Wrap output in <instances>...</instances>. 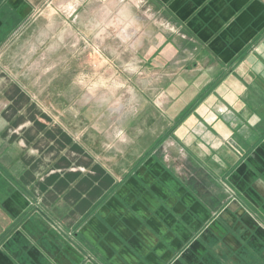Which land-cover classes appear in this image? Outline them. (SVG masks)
I'll return each mask as SVG.
<instances>
[{
    "label": "crops",
    "instance_id": "crops-1",
    "mask_svg": "<svg viewBox=\"0 0 264 264\" xmlns=\"http://www.w3.org/2000/svg\"><path fill=\"white\" fill-rule=\"evenodd\" d=\"M121 3L85 116L24 85L51 0H0V264H264V0Z\"/></svg>",
    "mask_w": 264,
    "mask_h": 264
},
{
    "label": "rangeland",
    "instance_id": "rangeland-1",
    "mask_svg": "<svg viewBox=\"0 0 264 264\" xmlns=\"http://www.w3.org/2000/svg\"><path fill=\"white\" fill-rule=\"evenodd\" d=\"M51 3L49 11L36 18L35 28L27 37L26 48L36 51L26 66L31 76L24 83L33 89L29 94L31 99L56 103L58 86H65L66 92L62 94L65 101L76 99L88 103L82 110L85 116H100L112 104L118 107L121 93H113L105 87L112 86L113 81L119 85L123 81L121 77L112 79L111 76L112 70H122L116 55L122 50L123 27L119 23L125 19L118 13L121 9L112 13L114 7L123 5L121 0H51ZM134 37L133 32L131 38ZM132 48L130 53H133ZM79 72L83 75L81 79L74 77ZM90 102L97 106L91 107ZM50 113L56 110L50 109Z\"/></svg>",
    "mask_w": 264,
    "mask_h": 264
}]
</instances>
